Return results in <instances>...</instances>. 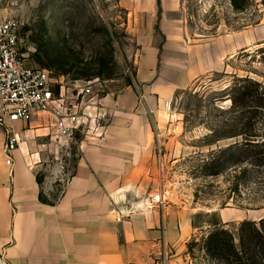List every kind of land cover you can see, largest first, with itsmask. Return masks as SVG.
<instances>
[{
	"label": "rangeland",
	"instance_id": "374dc122",
	"mask_svg": "<svg viewBox=\"0 0 264 264\" xmlns=\"http://www.w3.org/2000/svg\"><path fill=\"white\" fill-rule=\"evenodd\" d=\"M6 17L24 22L29 67L63 77L74 95L90 89L83 104L81 96L72 103L87 113L91 133L76 132L64 146L48 130L37 131L46 170L64 160L72 172L77 143L96 137L95 128L110 121L103 107L141 104L135 67L143 52L167 45L174 55L176 48L227 37L223 68L178 91L151 120L154 168L135 201L165 206L169 216L190 215L176 250L161 218L150 264H161L164 246L169 264H238L227 257V243L244 264H264L261 253L252 251L264 236L262 0H249L242 12H234L228 0H0V18ZM244 78L253 82L242 83L249 87L245 100L227 90ZM228 95L238 97L236 105ZM125 207L117 210V222L135 212L133 201ZM218 239L224 240L221 248Z\"/></svg>",
	"mask_w": 264,
	"mask_h": 264
},
{
	"label": "crops",
	"instance_id": "0c3cea01",
	"mask_svg": "<svg viewBox=\"0 0 264 264\" xmlns=\"http://www.w3.org/2000/svg\"><path fill=\"white\" fill-rule=\"evenodd\" d=\"M217 42L172 49L174 55L167 45L143 52L135 67L141 104L103 107L110 121L98 125V137L77 143L72 172L64 160L46 170L35 145L37 131L46 129L36 123L9 169L0 130V254L8 264H150L161 218L170 245L180 247L190 215L169 216L165 206L135 200L145 193L146 175L154 168L151 120L178 91L223 68L227 37ZM53 139L64 146L70 142ZM127 201L134 202L135 212L117 222V210Z\"/></svg>",
	"mask_w": 264,
	"mask_h": 264
},
{
	"label": "built area",
	"instance_id": "2783aa9c",
	"mask_svg": "<svg viewBox=\"0 0 264 264\" xmlns=\"http://www.w3.org/2000/svg\"><path fill=\"white\" fill-rule=\"evenodd\" d=\"M23 27L24 22L16 17L0 21V130L4 164L9 169L32 123L66 141L72 140L76 132L91 133L93 127L87 121V113L72 103L81 96L83 104L82 98L90 94V89L80 88L74 95L63 77L29 67L26 57L30 48L24 44ZM139 98L142 100L141 95ZM97 129L94 136L100 135ZM161 255V264H169L165 246ZM0 264H8L1 254Z\"/></svg>",
	"mask_w": 264,
	"mask_h": 264
},
{
	"label": "trees",
	"instance_id": "16d2710c",
	"mask_svg": "<svg viewBox=\"0 0 264 264\" xmlns=\"http://www.w3.org/2000/svg\"><path fill=\"white\" fill-rule=\"evenodd\" d=\"M229 1V4H230V6L232 7V9H233V11L234 12H242V11H244L247 7H248V5H249V0H228ZM263 2H264V0H262ZM158 4H159V0H158ZM159 10H160V8H159ZM262 53L264 52V49L261 51ZM240 80V82H237L238 83V85L237 86H233V87H227V90L228 91H232V90H235V91H237V94H239L240 96H239V99H243V100H245L247 97H249V95L247 94L248 93V89H249V87H248V85L247 86H242V83L244 84L245 82H249V84L250 83H253V82H251L249 79H247V78H244V79H239ZM226 89H224V91H225ZM223 97H225V96H223ZM222 97V98H223ZM228 97L231 99V101H232V104L233 105H236V103H237V99L236 98H238V97H230L229 95H228ZM250 125V124H249ZM263 221H264V218L263 219H261L259 222L260 223H263ZM255 232H258L257 230L255 231ZM258 234V233H257ZM261 241V243H260V246L259 247H257V246H254V248L252 249V251L254 252L253 254L254 255H258V252L259 253H261V255H262V257L264 258V236L262 237V240H260ZM224 244V240H219L218 239V242H217V247L218 248H221V246ZM229 250H232V252L230 253V255L229 256H227V257H233L234 258V260H235V262H238V264H244V262L242 261V258L244 257V256H242V254H241V256L239 255V254H237V253H235L234 252V250H233V246L232 245H228V243H227V251H229ZM244 254V253H243Z\"/></svg>",
	"mask_w": 264,
	"mask_h": 264
}]
</instances>
